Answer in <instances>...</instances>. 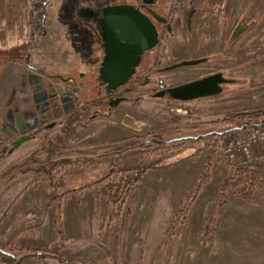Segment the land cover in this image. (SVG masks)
<instances>
[{"label":"rangeland","instance_id":"rangeland-1","mask_svg":"<svg viewBox=\"0 0 264 264\" xmlns=\"http://www.w3.org/2000/svg\"><path fill=\"white\" fill-rule=\"evenodd\" d=\"M106 1L101 0L103 4ZM133 1L127 0L128 3ZM213 1L218 0L159 2L157 9L160 16L169 18V21L172 19L173 25L172 10L176 7L180 18L176 30L172 28L169 31L159 25L160 44L141 56L138 67L152 69L161 48L166 47L160 68H168L148 73L150 81L147 85L126 88L128 96L146 98L140 107L125 102L108 110L95 104L91 116L83 119L76 112L86 103L90 92L70 87L73 100L67 107L72 108V113L68 114L64 105L57 108L50 117L51 124L54 122L51 129L24 142L9 157L0 161L1 179L14 165L32 156L80 158L68 167L58 168L54 174L57 182L62 180L65 183L63 193L66 195L58 229L55 226L57 206L47 199L49 181L46 177L35 171L18 174L0 187V246L6 252L21 257L48 247L51 254L72 264H264V192H258L248 200L241 199L238 190L230 194L226 207L221 210L216 235L209 239L204 236L213 206L220 197V187L232 175L231 167L236 168L219 164L217 153L210 171L211 182L202 188L186 224L180 230L174 227L175 235L172 236L171 225L178 205L194 187L208 161L209 152L204 146L201 151L189 149L149 172L143 182L132 190L119 224L112 227L104 222L108 208L105 203L106 187L96 184L110 168L108 160L98 157L135 138L140 146L143 144L142 136L149 132L166 133L163 138L167 140L189 134L197 136L200 133L221 132L235 128L239 123L213 124L190 131L185 125L187 122L210 123L229 114L264 112V14L254 21L248 18L241 20L247 29L232 40L237 26L234 22L228 27L224 26V22L215 26L217 14L212 13ZM201 4L202 7L197 8ZM260 4L264 7V0H255L252 8ZM50 7L47 14L52 16L54 10ZM198 9L203 10L204 16L208 15L202 20L205 26L200 28L199 34L211 30L215 35L218 33L221 39L211 51L199 47L197 52L198 46H188V42L195 39L191 29ZM191 11L194 12L190 21ZM211 14L213 26L209 20ZM241 21L236 22L237 25ZM170 44L178 46L171 48ZM215 55H222L224 59L207 64L201 62L203 65L200 63L196 67L173 68L194 58ZM219 72L236 81L228 85L221 95L185 103L153 97L154 91L159 89L155 81L172 87ZM93 79V76L87 75L86 81L89 82L86 84L93 89L91 97L99 99L103 94L94 90ZM97 80H100L99 75ZM261 82L262 85H257ZM6 113L3 117L0 115V144L11 137L7 132L11 131L7 123L12 117L8 116L9 112ZM163 155L168 154L165 152ZM154 159L155 155L145 156L137 147L129 150L124 158L116 160L114 166L130 167ZM93 184L95 186L89 188ZM49 257L45 260L31 258L22 264H62ZM3 260L0 254V264H8Z\"/></svg>","mask_w":264,"mask_h":264},{"label":"trees","instance_id":"trees-1","mask_svg":"<svg viewBox=\"0 0 264 264\" xmlns=\"http://www.w3.org/2000/svg\"><path fill=\"white\" fill-rule=\"evenodd\" d=\"M53 0H29V28H30V43L29 47L32 49L39 43V41L47 34V9L51 6ZM177 8L174 7L172 10V18L176 16ZM169 24L172 25V19L169 21ZM161 39V34H160ZM160 44V43H159ZM159 46V45H158ZM166 47L161 48V54L159 58L155 61L154 67H160L162 65V60L165 57ZM151 52V51H150ZM224 59L222 56H213L207 61ZM206 61V62H207ZM148 69L138 68L135 76H143V74ZM54 78H59L65 82H71L73 85L78 86L76 88L85 89L87 92H90L89 97L87 98L86 103L81 107L80 111L76 114L80 115L81 118L86 119L91 116V111L93 105H98V107L104 108L107 105V97L105 94V86L101 85L97 80L98 73L91 76L94 79L91 81L94 84L95 91H101L103 94L99 99L92 98V87L86 84L89 81H86V75L73 78V76H64V75H50ZM262 85L263 83H257V85ZM170 102H176L171 99L169 96L164 97ZM146 101L144 97H132V100L129 103L132 106L140 107L143 102ZM181 103V102H178ZM72 113V112H71ZM70 113V114H71ZM264 121V112L253 111V112H242L236 114L226 115L224 118H218L215 121L210 123H199V122H187L185 127L190 130H197L199 128H206L208 125H225L229 123L238 122L239 124L235 127H240L243 124H260ZM235 128L226 129L219 132V135L212 134L213 132H208L206 134L200 133L197 135H206L204 138L199 140H185L183 142H176L170 144H157L153 140H167L163 138L166 133H152L149 132L142 136L143 144L137 145V140L126 142L121 146L117 147L113 151L105 153L98 158L103 161H109L110 168L107 174L96 184L105 185L106 194H105V203L108 208L105 210L104 222L106 221L109 227L112 225L119 224L121 216L128 200L131 197L132 190L134 187L140 185L145 176L160 167V165L166 162L168 159L174 158L183 154L189 149L197 148L199 151L203 150V146L209 152V157L206 165L200 172L194 187L191 188L186 196L181 200L178 205L177 212L174 215L173 224L171 225L172 236L173 228L179 227L182 228L186 222L188 215L195 205L198 195L202 191V188L205 185H208L211 182V167L216 159L217 153V138L221 135L229 134L235 132ZM42 133L45 134V131L41 129ZM7 132H10L7 130ZM41 132H35L34 137L37 138L40 136ZM13 135V134H12ZM195 136V135H187ZM184 137V136H180ZM176 137V138H180ZM15 136H11L10 140L0 144V161L9 157L15 150L19 147H16V142H13ZM175 139V138H170ZM202 146V148H200ZM139 148L145 156H156V159L152 160L149 163H144L143 161L130 166V167H116L114 163L116 160L124 158L126 153L134 148ZM166 149V150H164ZM168 154L164 156L165 152ZM80 158H59V157H46V158H27L22 163L14 165L9 169L4 176L0 179V186L7 184L9 181L13 180L18 174H28L30 172H38L40 176L46 177L49 181V194L47 199L53 201L57 206L56 221L55 226L59 228L60 222V211L62 210V205L66 195L63 193L65 188V183L61 180L56 181L54 174L61 167H68L70 164ZM232 175L224 182L220 187V197L217 202L214 204L212 212L209 217L207 227L205 229L204 236L209 239L216 235L218 230L219 218L221 216V210L226 207L229 195L235 193L238 190V196L243 200L252 199L258 192H264V167L263 166H254L248 168H232ZM95 185H89V188H93ZM61 192V193H60ZM11 251H14L13 249ZM0 254L4 257V262L8 264H22L24 261L31 258H38L40 260H45L47 257L51 256L53 259L61 262L62 264H72L69 260L59 257L58 255L51 254L49 248L46 247L41 251L29 252L24 256L16 257L15 255L6 252L0 246ZM50 258V257H49Z\"/></svg>","mask_w":264,"mask_h":264},{"label":"crops","instance_id":"crops-1","mask_svg":"<svg viewBox=\"0 0 264 264\" xmlns=\"http://www.w3.org/2000/svg\"><path fill=\"white\" fill-rule=\"evenodd\" d=\"M116 1L108 0L103 4L101 0H53L55 6L50 8L54 12L52 16L49 13L47 16V34L31 49L29 0H0V115L3 117L11 111L12 115L22 112L39 115L43 113L42 108L36 113L32 103L22 107L21 101L46 93L53 94L54 89L62 97L68 94L71 82L50 75H71L73 78L96 73L99 75L104 57L100 24L102 12L106 7L116 5ZM254 1H213L212 13L217 14L215 26L223 22L227 27L231 22L238 26L236 22L243 19H259L264 14V7L260 4L253 9ZM201 7L202 4L197 6ZM179 13L173 18V30H176ZM207 16L198 9L192 19L191 31L195 39L188 42V46H198L197 52L200 51L199 47L211 51L221 40L219 34L215 35L211 30L205 31L204 36L199 34L204 25L202 20ZM210 16V25L213 26V15ZM205 24L209 27L208 22ZM186 33L189 35V32ZM173 46L178 45L170 44L171 48ZM11 122L8 120L7 124L12 125Z\"/></svg>","mask_w":264,"mask_h":264},{"label":"water","instance_id":"water-1","mask_svg":"<svg viewBox=\"0 0 264 264\" xmlns=\"http://www.w3.org/2000/svg\"><path fill=\"white\" fill-rule=\"evenodd\" d=\"M155 0H151L154 2ZM194 11H191L189 18ZM101 19V30L103 38V52L104 57L99 71L100 84L105 86L106 96L118 91L120 88L126 86L132 76L135 74L136 69L139 67L141 62V56L147 52L153 51L160 43V33L154 23V21L142 13L140 9L131 5H119L106 7L102 12ZM153 18L160 23H167V19L159 16L153 12ZM167 29L172 30V25L168 24ZM247 29L244 21H241L236 27L232 40L237 39ZM207 60H192L177 64L173 68H179L184 66H197L201 62ZM234 79H228L224 77V74L219 72L210 76L198 79L193 82L182 84L176 87H170L165 90L159 91L153 94L155 98H164L169 96L176 102H191L204 98H211L221 95L223 85L235 84ZM147 81L144 85H147ZM40 88V86H39ZM48 94V93H46ZM37 96V95H36ZM32 99L33 97H29ZM125 99L119 98L109 103V108L119 106ZM45 101H37L33 103V107H36V111L39 112L41 105ZM109 109V110H110ZM11 116L13 112H10ZM13 124V121L11 122ZM264 121L260 124H243L234 130H244L246 128H253L261 126ZM54 126L50 124L44 128L49 130ZM212 134L219 135V132ZM206 135L197 136H184L171 140H153L157 144H170L176 142H183L185 140H199L204 138ZM29 137L23 138L16 142V147H19L22 143L26 142ZM100 246L107 251V248L100 244Z\"/></svg>","mask_w":264,"mask_h":264},{"label":"flooded vegetation","instance_id":"flooded-vegetation-1","mask_svg":"<svg viewBox=\"0 0 264 264\" xmlns=\"http://www.w3.org/2000/svg\"><path fill=\"white\" fill-rule=\"evenodd\" d=\"M115 4L116 5H114V6H119V5L135 6L138 9H140V11L142 13H144L145 15H147L148 17H150L154 21V23L156 24L158 30H159V25H162L163 28L167 29V25L169 24V18L163 17V18L167 19V23L163 24V23H160L159 21H157L156 19H154L153 16H152L153 12H155L156 14H158L160 16V14L158 12V9H157V6L159 4V0H155L154 2H151V0H134L133 3H128L127 0H122L120 2H116ZM159 33L161 34L160 30H159ZM160 41H161V39H160ZM218 56H222V55H218ZM209 58H211V57L206 56V57H202L200 59L194 58V60H205V59H209ZM218 60H220V59H218ZM212 61L213 60H211V61L209 60V61L205 62L204 64L210 63ZM201 64L203 65V63H201ZM201 64H199V65H201ZM190 67H196V66H190ZM166 68H168V67H163V69H161L160 67H158V68L157 67H155V68L153 67L152 69H148L143 74V76H135V74H136V72H135V74L132 76V78L130 79L129 83L126 86H124L123 88H120L118 91H116L115 93L111 94L110 96H106L107 97V100H106L107 101V105H106V107L108 108V110L110 109L109 108V103L111 101H113V100H116V99H119V98H123V99H125V101L122 102V103L129 102L130 100H132V97H130L127 94H125L127 87L138 86V84H142L143 85L146 81L147 82L150 81V78L147 77L148 73L151 74V73H154L155 71L157 72V71L165 70ZM137 69H136V71H137ZM208 76H210V75H208ZM205 77H207V76H205ZM224 77L228 78V75L224 74ZM202 78H204V77H202ZM199 79H201V78H199ZM155 82H157L159 84V89H156V91H154L153 94H155V93H157L159 91L165 90L167 88H170V87H167L164 83H162V81L158 80V81H155ZM227 86L228 85H223L222 86L224 92H225V89H226ZM76 87H78V86H75V85L72 86L73 89H77ZM172 87H176V86H172ZM51 95L52 94H50V95L49 94H47V95L46 94H42V95H39V96H37L35 98L21 101V106L22 107H26L28 104H31V103L33 104L34 102H37V101H45L41 105L42 106L41 107L42 108L41 112H43V113H41L39 115H36L35 113L34 114L29 113V115H28V114H24V112H22V113H17L15 115L11 116V114L9 113L8 116L12 117L11 118L12 120H10V121H13L12 125L9 124V129H11V131L9 132V135L10 136H13V135L15 136V139L13 140V142H17V141H19V140H21L23 138H26V137H29V139L27 141H30V140L35 138L34 137L35 132L39 131V132L42 133V131H40V130L41 129L44 130V128L46 126L51 124L52 120L50 118L51 117V113H50V110H49V102H48L49 99H50L49 96H51ZM71 100H73V98L70 97V95H65L63 97V99H62V102L64 103L63 105L66 106L68 114H70L72 112V108L67 107L68 105H70ZM36 113H38V112H36ZM41 118L42 119L45 118V120L42 121ZM42 136H43V134H42ZM21 145H23V143ZM2 186H4V184L1 185L0 187H2ZM3 263H6V262H4V260H3Z\"/></svg>","mask_w":264,"mask_h":264},{"label":"built area","instance_id":"built-area-1","mask_svg":"<svg viewBox=\"0 0 264 264\" xmlns=\"http://www.w3.org/2000/svg\"><path fill=\"white\" fill-rule=\"evenodd\" d=\"M69 91L66 95H70ZM63 97L54 89L48 101L51 115L57 108H62ZM216 142L219 164H229L236 168L264 167V123L261 126L221 135Z\"/></svg>","mask_w":264,"mask_h":264}]
</instances>
